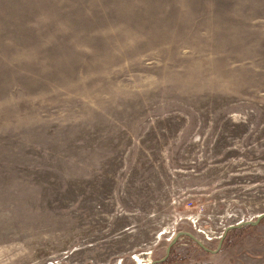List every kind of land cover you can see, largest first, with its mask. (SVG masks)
I'll list each match as a JSON object with an SVG mask.
<instances>
[{
  "label": "rangeland",
  "instance_id": "obj_1",
  "mask_svg": "<svg viewBox=\"0 0 264 264\" xmlns=\"http://www.w3.org/2000/svg\"><path fill=\"white\" fill-rule=\"evenodd\" d=\"M135 255L264 264V0H0V264Z\"/></svg>",
  "mask_w": 264,
  "mask_h": 264
},
{
  "label": "water",
  "instance_id": "obj_2",
  "mask_svg": "<svg viewBox=\"0 0 264 264\" xmlns=\"http://www.w3.org/2000/svg\"><path fill=\"white\" fill-rule=\"evenodd\" d=\"M258 217H261V215H259ZM255 222H257V221H255ZM240 224H242V222L237 223L236 226H238V225H240ZM233 227H235V226H233V225H229V226L226 228L225 231H227L228 229L233 228ZM169 247H170V246H169ZM169 247L167 248L166 254L168 253Z\"/></svg>",
  "mask_w": 264,
  "mask_h": 264
},
{
  "label": "bare ground",
  "instance_id": "obj_3",
  "mask_svg": "<svg viewBox=\"0 0 264 264\" xmlns=\"http://www.w3.org/2000/svg\"><path fill=\"white\" fill-rule=\"evenodd\" d=\"M134 260L137 261L138 264H144L145 263V262L141 261V259L137 255L134 256Z\"/></svg>",
  "mask_w": 264,
  "mask_h": 264
}]
</instances>
